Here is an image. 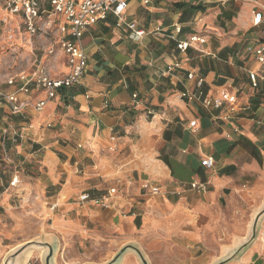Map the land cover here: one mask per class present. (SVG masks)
<instances>
[{"label": "crops", "instance_id": "0c3cea01", "mask_svg": "<svg viewBox=\"0 0 264 264\" xmlns=\"http://www.w3.org/2000/svg\"><path fill=\"white\" fill-rule=\"evenodd\" d=\"M126 1V19L146 35L116 27L110 15L81 38L87 66L78 83L59 89L41 111L0 108L6 150L34 174L23 188L50 222L53 253L92 239L112 251L103 264L128 245L112 264H143L134 248L149 264H264V79L254 88L248 76H264L251 50L264 40V0ZM254 9L263 14L257 26ZM193 35L203 42L177 48ZM49 68L68 71L66 60ZM188 72L203 78L204 94H236L234 111L182 98L196 90ZM21 126L25 136L14 144ZM113 129L119 135L111 139ZM206 156L209 169L200 164ZM145 180L159 193L140 189ZM109 187L124 191L116 207L77 200Z\"/></svg>", "mask_w": 264, "mask_h": 264}, {"label": "built area", "instance_id": "2783aa9c", "mask_svg": "<svg viewBox=\"0 0 264 264\" xmlns=\"http://www.w3.org/2000/svg\"><path fill=\"white\" fill-rule=\"evenodd\" d=\"M6 16L2 19L3 32L6 43L9 47H15L14 36L16 32L23 31L29 37L36 36L39 32L47 33L52 30L56 20L62 18L57 24L56 39L48 43L45 55L53 56L60 52L66 58L67 73L63 76L55 77L51 74L48 65L34 56L33 69L28 72H18L6 79V85L13 88V91L0 89V108L3 103L7 105L11 114H22L25 110L32 109L41 111L47 101L54 98L61 88H69L78 83L84 74L87 66V58L81 47V38L85 30L99 21H105L112 15L115 17V26H124L135 37H142L147 31L137 25L134 20L126 19V9L128 3L126 0H0ZM146 2V1H145ZM263 14L259 9L252 11V24L257 26L262 22ZM179 31V28H176ZM264 33V28L262 30ZM192 42H203L198 36H191L188 41H179L177 48L185 51L191 46ZM19 48V46H18ZM251 50L254 53L256 61L264 65V40L253 46ZM179 67V63H174L166 68V72H172ZM252 87H257L258 80L264 79L263 74L255 71L248 72ZM188 79L194 80L196 90L191 92L185 90L181 92V97L188 101L197 100L206 108L222 109L234 111L237 96L226 89H222L213 95L204 94V80L200 76H195L193 72H188ZM42 92L44 97H33V92ZM223 120H230L229 114L222 116ZM195 120L189 122L193 127ZM47 126H51L47 124ZM25 126H21L11 134V140L16 144L23 138ZM111 139L119 135V130L113 129ZM8 130L0 128V143L3 154L6 155V139ZM201 166L209 169L213 166V159L206 156L200 161ZM19 182L18 173H14L9 180V186L14 187ZM190 187L199 191H205L203 183L191 182ZM140 189L150 194L159 193L157 185L150 184L145 180L140 184ZM124 195V191L117 187H109L101 195L93 196L89 192L80 193L77 200L80 204L90 202L105 208L116 207L119 198ZM56 203L51 204L54 208ZM138 215L139 213H136ZM262 249L264 250V244Z\"/></svg>", "mask_w": 264, "mask_h": 264}, {"label": "rangeland", "instance_id": "374dc122", "mask_svg": "<svg viewBox=\"0 0 264 264\" xmlns=\"http://www.w3.org/2000/svg\"><path fill=\"white\" fill-rule=\"evenodd\" d=\"M6 12L0 2V89L5 90L6 79L18 72H28L33 69L34 56L44 61L48 67L52 65L55 70L58 64L64 65L66 58L60 52L53 56L45 55L50 41L56 39V27L59 22L53 25L51 31L47 33H38L34 37H29L23 31L16 32L14 42L15 47H9L6 43L3 32L2 19ZM19 46V48H18ZM54 64V65H53ZM62 76L64 73L56 71L52 75ZM9 122V121H8ZM7 151V150H6ZM27 163L18 158L13 152L7 151L6 155L0 147V264L4 256L15 247L22 244H29V256L25 264H44V257L47 250L43 248H34L32 241L48 242L49 224L47 218L43 217L37 210V206L31 202L34 198L33 191L25 189L33 180L34 174L26 171ZM18 173L23 178L22 186L19 182L14 186H9L10 176ZM26 180H28L26 182ZM6 200L7 204L2 205ZM84 243L81 249L74 247L72 250L61 249L53 257V264H103L106 258L111 254V250L106 247L98 246L91 242Z\"/></svg>", "mask_w": 264, "mask_h": 264}, {"label": "water", "instance_id": "95a60500", "mask_svg": "<svg viewBox=\"0 0 264 264\" xmlns=\"http://www.w3.org/2000/svg\"><path fill=\"white\" fill-rule=\"evenodd\" d=\"M31 245L34 246V248H43L44 250L46 249L47 253L44 254L45 255L44 264H53L51 259H52L54 253H53V250H52V248L48 242L32 241ZM127 249H131V246L128 245V246L122 247L116 253V255L112 258L110 263H108V264H112V263L116 262V260L121 255H123ZM134 250L137 253V255L139 256V258L143 264H149L139 250H137L135 248H134ZM29 251H30V249H29L28 243L17 246L13 250L9 251L4 256L2 264H23L27 258V254L29 253Z\"/></svg>", "mask_w": 264, "mask_h": 264}, {"label": "bare ground", "instance_id": "6f19581e", "mask_svg": "<svg viewBox=\"0 0 264 264\" xmlns=\"http://www.w3.org/2000/svg\"><path fill=\"white\" fill-rule=\"evenodd\" d=\"M27 256H29V253L27 254Z\"/></svg>", "mask_w": 264, "mask_h": 264}]
</instances>
